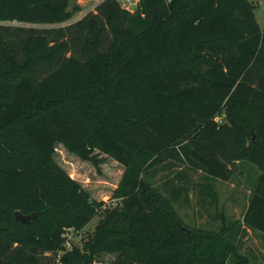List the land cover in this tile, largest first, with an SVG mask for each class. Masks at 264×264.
<instances>
[{
	"label": "trees",
	"instance_id": "16d2710c",
	"mask_svg": "<svg viewBox=\"0 0 264 264\" xmlns=\"http://www.w3.org/2000/svg\"><path fill=\"white\" fill-rule=\"evenodd\" d=\"M254 7L102 0L65 27L40 29L29 25L64 23L78 7L0 0V264H91L101 251L115 253L110 264H253L227 226L179 228V191L171 198L145 175L183 162L228 180L249 159L262 173L244 223L264 232V27ZM58 142L124 164L120 198L91 197L55 160ZM17 209L38 216L22 222ZM99 212L84 248L70 245L66 231Z\"/></svg>",
	"mask_w": 264,
	"mask_h": 264
},
{
	"label": "rangeland",
	"instance_id": "374dc122",
	"mask_svg": "<svg viewBox=\"0 0 264 264\" xmlns=\"http://www.w3.org/2000/svg\"><path fill=\"white\" fill-rule=\"evenodd\" d=\"M102 0H71L74 10L73 17L57 24H32L29 26L40 29L51 27H65L82 18L85 14L95 11ZM126 7L125 0H119ZM254 2L255 15L261 27H264V0H251ZM136 6H131L135 10ZM9 25L21 24L19 21L2 22ZM75 26L72 30L77 31ZM108 37V36H107ZM76 41V36H73ZM256 135L253 133V139ZM104 159L99 163L84 159L76 152L68 149L62 142H58L54 153L55 160L67 170V172L81 184L91 197L105 202V205L116 202L120 196L118 188L123 180L126 166L113 157L102 153ZM182 171L183 176H176V171ZM261 167L249 160L238 161L230 179L225 180L212 175H206L202 171L178 162L175 166L160 164L145 177L167 196H174V190L179 195L175 198L174 205L171 204V212L174 219L199 232H219L223 226L228 227L227 236L238 246L239 250L248 257L253 264H264V232L252 230L245 226L244 213L249 203L252 192L257 185ZM176 188V189H175ZM172 198V197H171ZM168 202L165 201L161 207L167 212ZM18 210V209H17ZM16 211V210H15ZM38 216V215H37ZM101 213L95 215L83 228L75 231L69 230L70 245L84 248V239L90 240L100 222ZM179 227V226H178ZM88 231V232H86ZM87 236L85 237V234ZM188 232V231H187ZM193 232V230H192ZM191 232V233H192ZM115 258V253L101 251L91 264H110ZM232 262V261H231Z\"/></svg>",
	"mask_w": 264,
	"mask_h": 264
},
{
	"label": "water",
	"instance_id": "95a60500",
	"mask_svg": "<svg viewBox=\"0 0 264 264\" xmlns=\"http://www.w3.org/2000/svg\"><path fill=\"white\" fill-rule=\"evenodd\" d=\"M37 215H38L37 211H33L30 213H23L21 210L15 211V217L22 222H29L31 220H34L37 217ZM177 224H178L179 228L188 231V233H191L193 230L189 226L183 224L180 219L177 220Z\"/></svg>",
	"mask_w": 264,
	"mask_h": 264
},
{
	"label": "built area",
	"instance_id": "2783aa9c",
	"mask_svg": "<svg viewBox=\"0 0 264 264\" xmlns=\"http://www.w3.org/2000/svg\"><path fill=\"white\" fill-rule=\"evenodd\" d=\"M125 2H127L126 7L131 10V6H136L137 7V5L139 3V0H125ZM217 119H220V116H218ZM69 230H71V229H68L66 231L68 236H69V232H70Z\"/></svg>",
	"mask_w": 264,
	"mask_h": 264
}]
</instances>
